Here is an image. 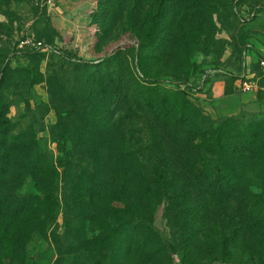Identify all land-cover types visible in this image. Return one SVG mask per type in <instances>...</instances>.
I'll use <instances>...</instances> for the list:
<instances>
[{
  "label": "rangeland",
  "instance_id": "obj_1",
  "mask_svg": "<svg viewBox=\"0 0 264 264\" xmlns=\"http://www.w3.org/2000/svg\"><path fill=\"white\" fill-rule=\"evenodd\" d=\"M199 1L0 0V264H264V162L230 157L253 185L223 199L194 175L170 188L149 178L176 153L137 102L147 91L164 98L178 92L172 80L223 69L231 75L188 90L192 102L214 120L264 123L262 56L251 52V65L243 57L264 37V0L243 1L261 12L245 23L228 0ZM152 14L159 26L143 50ZM190 20L198 33L176 48ZM93 154L104 157L96 183L87 175Z\"/></svg>",
  "mask_w": 264,
  "mask_h": 264
},
{
  "label": "trees",
  "instance_id": "obj_2",
  "mask_svg": "<svg viewBox=\"0 0 264 264\" xmlns=\"http://www.w3.org/2000/svg\"><path fill=\"white\" fill-rule=\"evenodd\" d=\"M217 1L224 3V0ZM229 1L232 3L233 14L237 18L234 11L235 3L238 1V4H242L245 0H232V2L228 0V5ZM198 2L200 1L191 0V3H196L195 6L198 5ZM155 18L156 14L148 17L146 27L150 31L147 33L146 39L140 42L143 50L150 47L152 41L149 39H153L154 36L152 31L156 33V29L159 26L156 24ZM190 26L191 28L188 29L187 27L180 33L181 36L179 43L175 45L176 48L188 46L192 42V36L194 37L198 33L194 21H191ZM58 50L59 53H51L61 58L72 59L67 50ZM141 59H143L142 53ZM178 62L179 64L186 63L183 59ZM192 77L188 78V80ZM172 81L174 84L181 83L179 82L180 80ZM161 83V79H154V84L157 87H160ZM175 87L178 92L172 95L169 94L167 97H161L162 91L160 88H155L156 91H147L148 97L139 96L137 100L138 104L144 105L146 109H149L152 115L160 122L161 129L171 139L176 153L173 158L166 159V163L168 162L166 168L152 172L149 175L150 181L161 188H170L184 183L188 176L194 175L198 182H207L213 191L212 196L218 195L221 199L230 197L231 193L236 195L240 190L249 189L253 185V180L245 174H238L236 171L231 170L228 159L235 154H242L250 156L255 161L264 162V138L261 137L264 133V123L259 124L258 127L256 122L257 127L255 128V122L250 123L248 119L246 121L241 119L239 122H236L235 119V123L232 122L233 118L214 120L206 114L203 108L192 102L193 100L190 98L193 99V97L189 95L186 89ZM136 88L138 92L144 93L141 84L136 83ZM27 157H29L28 154L21 156L19 160L26 164ZM101 160H104L102 155H90L87 175H89L93 183L99 182V178L102 176L99 170ZM134 175L136 179H145L147 177L146 175L143 176L140 171H135ZM181 197L189 199L188 190H185ZM185 208L186 210L190 209L187 205H185ZM255 212V214L258 213V211ZM150 229L157 234L158 239L163 243L168 242V234L166 232L154 226H150ZM224 263L227 262L224 261Z\"/></svg>",
  "mask_w": 264,
  "mask_h": 264
},
{
  "label": "built area",
  "instance_id": "obj_3",
  "mask_svg": "<svg viewBox=\"0 0 264 264\" xmlns=\"http://www.w3.org/2000/svg\"><path fill=\"white\" fill-rule=\"evenodd\" d=\"M33 3H35L37 6H44L45 4H48L52 2V0H32ZM234 11L235 14L237 16V18L239 19L240 22H249L251 20H253L255 17L259 16L261 14V12H259L257 9H250V8H246L245 6H242V4H238V1L235 3L234 6ZM37 49L40 50H46L49 52H54V53H59L58 48L50 45V44H44L43 42H38L37 44L34 45ZM251 52H257V49L255 47V45L250 42L248 43L244 50H243V57L246 60L247 57H250V53ZM258 63L260 64V68L264 69V57H261L258 60ZM248 64L247 61L244 63V65ZM228 74L231 75L229 72H226L223 69H209L206 70L204 72L203 75H201L199 78H191L189 81L187 82H181V83H177V86L181 89H186L187 91L189 90H203L205 89V85L207 83V81L209 80L210 75H214V74ZM243 76V75H242ZM196 81H198V85L196 86ZM209 82V81H208ZM209 85V83H208ZM255 83L254 82H244L242 84V89L246 90V91H251L252 89H254L255 87ZM188 91V92H189ZM190 94V93H189Z\"/></svg>",
  "mask_w": 264,
  "mask_h": 264
},
{
  "label": "crops",
  "instance_id": "obj_4",
  "mask_svg": "<svg viewBox=\"0 0 264 264\" xmlns=\"http://www.w3.org/2000/svg\"><path fill=\"white\" fill-rule=\"evenodd\" d=\"M261 39V38H260ZM253 41V44L255 45V47H256V49H257V53L260 55V56H262V57H264V37H263V39L262 40H257V39H254V40H252ZM254 53V52H253ZM255 55H256V53H254ZM253 57H255V56H252L251 54H250V57L248 58V65H251L250 63H251V61H256V60H254L255 58H253ZM261 58V57H260ZM258 61V60H257ZM248 72H250V69H248ZM239 78H241V76L239 77ZM243 84V83H242ZM242 84L240 83V85H241V87H242ZM216 88V87H215Z\"/></svg>",
  "mask_w": 264,
  "mask_h": 264
}]
</instances>
